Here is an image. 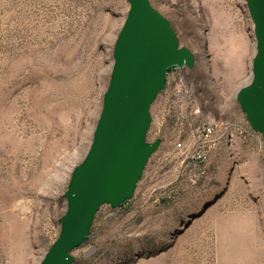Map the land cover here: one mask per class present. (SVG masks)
<instances>
[{"label":"rangeland","instance_id":"1","mask_svg":"<svg viewBox=\"0 0 264 264\" xmlns=\"http://www.w3.org/2000/svg\"><path fill=\"white\" fill-rule=\"evenodd\" d=\"M150 2L195 66L168 75L151 107L148 141L161 139L159 149L133 199L100 209L73 264H264V139L237 128L251 127L236 100L256 52L246 1ZM129 9L126 0H0V264H40L59 238ZM208 123L218 126L213 149L190 165Z\"/></svg>","mask_w":264,"mask_h":264},{"label":"water","instance_id":"2","mask_svg":"<svg viewBox=\"0 0 264 264\" xmlns=\"http://www.w3.org/2000/svg\"><path fill=\"white\" fill-rule=\"evenodd\" d=\"M130 9L113 45L109 84L92 144L75 168L65 194L61 233L40 264H73L72 253L91 237L103 206L122 208L134 197L162 141H148L151 107L168 75L193 68L194 54L180 46L170 22L150 0H126ZM254 24L251 81L236 93L251 128L264 139V0H245Z\"/></svg>","mask_w":264,"mask_h":264},{"label":"built area","instance_id":"3","mask_svg":"<svg viewBox=\"0 0 264 264\" xmlns=\"http://www.w3.org/2000/svg\"><path fill=\"white\" fill-rule=\"evenodd\" d=\"M217 128L218 126L215 125L214 123L204 124L200 128L201 132L199 134V140L195 141L192 144V147L190 145L191 148H195V151L198 152L197 156L193 159V162H190V165H193V164L196 165V164L202 163L204 159L207 157V155L209 154V152L213 149L214 145L213 144L210 145L209 143L215 142V140H212V138L215 136ZM237 128H238V131H241V133L245 137H248L247 131H243V129H239V126ZM226 133H228V128H227ZM186 141L187 139L185 137L179 136L176 139V142L174 145L175 151L184 153L186 151V145H185Z\"/></svg>","mask_w":264,"mask_h":264},{"label":"bare ground","instance_id":"4","mask_svg":"<svg viewBox=\"0 0 264 264\" xmlns=\"http://www.w3.org/2000/svg\"><path fill=\"white\" fill-rule=\"evenodd\" d=\"M253 131L254 130L250 127L249 131H247L248 135H251L253 133ZM232 138H233V135L231 134L229 139H231V141H232Z\"/></svg>","mask_w":264,"mask_h":264}]
</instances>
